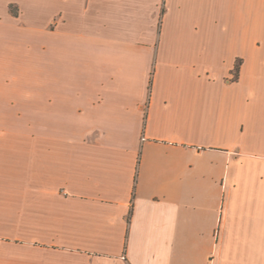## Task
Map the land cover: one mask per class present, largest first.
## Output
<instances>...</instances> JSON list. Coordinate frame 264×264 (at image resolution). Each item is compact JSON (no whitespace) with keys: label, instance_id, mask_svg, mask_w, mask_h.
I'll use <instances>...</instances> for the list:
<instances>
[{"label":"crops","instance_id":"1","mask_svg":"<svg viewBox=\"0 0 264 264\" xmlns=\"http://www.w3.org/2000/svg\"><path fill=\"white\" fill-rule=\"evenodd\" d=\"M0 264H264V0H0Z\"/></svg>","mask_w":264,"mask_h":264},{"label":"rangeland","instance_id":"2","mask_svg":"<svg viewBox=\"0 0 264 264\" xmlns=\"http://www.w3.org/2000/svg\"><path fill=\"white\" fill-rule=\"evenodd\" d=\"M12 10L17 11L16 9L10 8L9 11L13 12ZM44 12L48 11V10H43Z\"/></svg>","mask_w":264,"mask_h":264},{"label":"trees","instance_id":"3","mask_svg":"<svg viewBox=\"0 0 264 264\" xmlns=\"http://www.w3.org/2000/svg\"><path fill=\"white\" fill-rule=\"evenodd\" d=\"M12 11H13V14L15 15V12H14L15 10H12ZM11 13H12V12H11ZM236 70H237V69H236Z\"/></svg>","mask_w":264,"mask_h":264}]
</instances>
